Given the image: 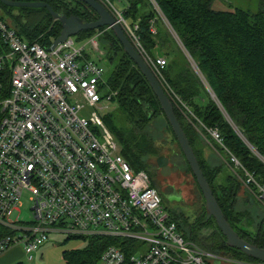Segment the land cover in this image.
Wrapping results in <instances>:
<instances>
[{"label": "built area", "instance_id": "obj_1", "mask_svg": "<svg viewBox=\"0 0 264 264\" xmlns=\"http://www.w3.org/2000/svg\"><path fill=\"white\" fill-rule=\"evenodd\" d=\"M97 1L169 99L182 103L164 77L165 57L144 51L137 25L113 1ZM49 47L21 38L0 15V256L21 247L32 262L49 233L64 232L68 238L114 240L99 264H264L210 252L186 239L148 173L122 156L98 113L116 92L104 91L97 37L78 45L69 36ZM206 130L220 142L215 129ZM241 169L243 185L264 207V185ZM24 193L27 219L20 215Z\"/></svg>", "mask_w": 264, "mask_h": 264}, {"label": "trees", "instance_id": "obj_2", "mask_svg": "<svg viewBox=\"0 0 264 264\" xmlns=\"http://www.w3.org/2000/svg\"><path fill=\"white\" fill-rule=\"evenodd\" d=\"M11 1H41L66 16L75 15L84 21L97 19L81 0ZM152 1L121 0L123 17L130 25H137V37L148 55L165 57L164 77L185 106L173 104L174 113L224 217L242 239L264 248V215L258 220L249 217L247 209L239 208L246 202L238 195L244 186L241 167L264 185V0L255 12L239 7L219 10L214 7L217 0ZM0 7L6 13L0 15L28 42L47 47L60 33V22L53 20L44 7H13L1 1ZM93 36L103 52L101 61L110 67L106 86L108 91L116 92L112 101L125 117L121 124L103 117L122 156L134 169L145 170L154 182L152 158H159L158 141L170 134L186 172L193 176L156 95L119 39L106 27L83 30L76 39L83 41ZM206 129H215L220 142ZM205 148L213 149L223 160L212 164L204 156ZM225 163L234 173L222 172ZM222 174L225 175L221 177ZM156 189L163 201L162 192ZM199 193L202 208L193 222L189 223L181 213L169 211L183 236L210 252L258 260L226 244L214 218L206 213L200 189ZM251 197L264 209L252 194ZM205 224L209 226L201 232ZM86 241L84 248L63 251L67 264H97L102 250L114 242L107 237Z\"/></svg>", "mask_w": 264, "mask_h": 264}, {"label": "rangeland", "instance_id": "obj_3", "mask_svg": "<svg viewBox=\"0 0 264 264\" xmlns=\"http://www.w3.org/2000/svg\"><path fill=\"white\" fill-rule=\"evenodd\" d=\"M113 4L119 9L123 8V3L120 1L114 0ZM259 4L260 0H218L215 2L214 7L219 10H228L239 7L247 9L251 12H255L260 7ZM102 5L104 6V3H102ZM1 9L2 10L0 12L5 16V11L3 8ZM72 39L74 40L75 44H82V41L77 40L76 36H72ZM101 65L105 71L104 77H106L109 74L110 67L103 61H101ZM104 91L115 92L108 91L107 86L105 87ZM171 102L177 107H179L178 105L185 107L178 101L171 99ZM104 104L107 107L104 109H98V113L102 115V117L107 116L117 124H121L125 117L124 113L120 110V108L117 107L116 103L113 101H105ZM86 110L91 111L92 108H87ZM158 145L160 146L161 152L159 154V158H152V167L156 169L155 180L159 184L160 191L162 192L164 198L162 205L168 212L173 211L175 213H181L184 217H186V219L188 218L189 223H191L196 219L198 212L201 211L202 208V197L200 196L195 178L190 173L186 172V165L184 163L183 157L180 154L177 144L172 140L170 134H165L164 138L158 141ZM209 149L206 148V152H208ZM221 160L223 159L221 156H219L218 163ZM262 160L264 161V157H262ZM226 171H231L234 173V170L225 163L222 167V172L227 173ZM224 175L225 174H222L221 177ZM251 194H249L248 189L245 186H241L238 195L241 200L246 203H242V205L239 204V208L247 209L249 211V217H255L256 220H258L264 215V209L252 201ZM27 197L28 194L24 193L21 198L22 207L20 215L22 219H27L29 216L28 211L30 205L28 203ZM208 226L209 224H205L201 232H203ZM86 244V239L68 238L67 233L57 232L49 233L48 239L43 245H48L54 248L55 250H53V252L58 254V252H61L62 250L84 248ZM21 257V262H25L27 264L28 261L26 260V256L22 254ZM51 260L52 259H50V262ZM30 263L32 262L29 261L28 264ZM97 264L99 263L97 262Z\"/></svg>", "mask_w": 264, "mask_h": 264}, {"label": "water", "instance_id": "obj_4", "mask_svg": "<svg viewBox=\"0 0 264 264\" xmlns=\"http://www.w3.org/2000/svg\"><path fill=\"white\" fill-rule=\"evenodd\" d=\"M3 4L13 7H44L48 10L53 20H58L61 24V30L59 35L52 40L49 49L53 48L57 43L62 42L69 36H76L79 32L87 29H96L99 27L109 28L114 35L119 39L123 46L124 51L137 65L140 72L144 75L154 94L156 95L160 107L171 126V129L176 137L177 143L192 171L195 181L202 193L204 199V206L208 213V216L214 218V221L225 237V242L230 247H234L248 256L257 258L258 260H264V248L257 247L256 245L249 243L242 239L236 231L231 227L230 223L224 217V214L219 207L209 183L207 182L203 172L199 166L198 160L194 154V151L189 144V141L179 124L177 117L173 110V104L169 97L164 92L160 83L145 63L143 58L134 48L124 30L115 23V19L108 9L103 6L97 0H81L88 5L97 15V19L92 21H84L78 16L69 15L66 16L62 13L53 11L50 5L41 1H11V0H0ZM153 184V182H152Z\"/></svg>", "mask_w": 264, "mask_h": 264}, {"label": "crops", "instance_id": "obj_5", "mask_svg": "<svg viewBox=\"0 0 264 264\" xmlns=\"http://www.w3.org/2000/svg\"><path fill=\"white\" fill-rule=\"evenodd\" d=\"M117 1H121V0H117ZM218 155L219 154L216 153L213 149H209L208 152H206V148L204 149V156L212 164L218 165L220 163V162L218 163V158H219ZM53 250L55 249L48 245L41 246L39 251L36 253L34 260L30 264H67L62 255L64 250H62L61 252H58V254L54 253ZM68 250H71V249H68ZM22 254H23V251L20 247H13L9 249L8 251L4 252L0 256V264H26L25 262L24 263L21 262ZM50 259H52L51 262H50Z\"/></svg>", "mask_w": 264, "mask_h": 264}, {"label": "flooded vegetation", "instance_id": "obj_6", "mask_svg": "<svg viewBox=\"0 0 264 264\" xmlns=\"http://www.w3.org/2000/svg\"><path fill=\"white\" fill-rule=\"evenodd\" d=\"M153 186L156 187V188H158V189L160 190V188H159L160 186H159V184L157 183V181H154V182H153ZM156 188H155V189H156ZM156 190H157V189H156Z\"/></svg>", "mask_w": 264, "mask_h": 264}]
</instances>
